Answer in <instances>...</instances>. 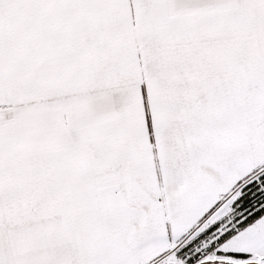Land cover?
<instances>
[{"label": "snow or ice", "instance_id": "1", "mask_svg": "<svg viewBox=\"0 0 264 264\" xmlns=\"http://www.w3.org/2000/svg\"><path fill=\"white\" fill-rule=\"evenodd\" d=\"M0 264H264V0H0Z\"/></svg>", "mask_w": 264, "mask_h": 264}]
</instances>
